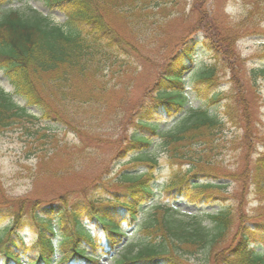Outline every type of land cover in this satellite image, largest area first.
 I'll return each instance as SVG.
<instances>
[{"label": "trees", "instance_id": "obj_1", "mask_svg": "<svg viewBox=\"0 0 264 264\" xmlns=\"http://www.w3.org/2000/svg\"><path fill=\"white\" fill-rule=\"evenodd\" d=\"M15 1L21 0H0V68L13 87V93L26 105L16 104L10 94L0 88V130L22 116L38 120L27 113L28 107L39 110L42 119L56 122V118L50 117L51 102L48 101L51 99L66 102L69 110L74 111L71 115L74 118L80 114L84 116L81 107L99 99L100 88L92 86L88 93L81 94L80 88L72 83V77L80 78L88 85L106 61L131 48L123 35L107 22L106 0H44L65 16L64 26L55 25L42 15L27 18L17 10H4ZM127 1L132 6L138 3L135 10L140 6L143 11L151 6V9L177 6L181 0ZM192 9L200 11L195 5ZM194 29L201 35L183 38L142 102L130 110L129 118L134 121L135 131L131 135L125 133L114 142L115 158L122 170L104 187L112 197L103 198L104 192L97 196L93 194L92 199L75 203L79 205L75 208L67 207L64 199L44 203L23 198L4 203L5 206L0 208V221L11 218L3 229L4 234L0 235L3 264H23L20 256L28 252H31L33 264H52L57 261V255L61 256L57 264H99L102 257L112 256L126 240L124 228H133L143 209L155 198L160 168L156 151L159 147L171 160L190 165L186 175H175L166 185L164 191L168 198L172 201L183 199L197 206L218 200L215 191L225 189L227 185L201 182L204 174L211 176L210 162L203 161L207 153L215 150L211 143L227 124L243 130L246 135L247 128L241 127L243 119L244 127L248 120L243 96L246 89L236 82L228 95L223 94L217 90L222 83L215 64L194 68L196 55L219 61L223 54L220 46L229 48L230 43L217 38L212 31L209 34L200 23H195ZM190 70L192 73L185 76ZM88 74L92 77L86 79ZM232 75L234 77L235 73ZM246 77L251 90L257 80L264 79V65L250 69ZM189 89L201 101L199 106L195 107L189 101ZM222 101H226L224 117H219L211 109ZM102 106L101 103L100 108ZM239 106L243 108L242 115L235 112ZM125 114L122 117L115 114L121 130ZM59 119L70 129L77 124L69 119ZM78 134L81 140H101L97 135L90 137L79 131ZM102 143L109 144L107 140ZM198 145L205 146V155L196 152L194 147ZM256 155L253 169L249 171L245 167L238 176L243 178L242 188L252 193L258 206L251 217V226L238 233L233 247L224 252H212L232 226L231 211L220 208L212 215H183L171 206H157L143 219V228L140 227L146 242L116 259L117 264H183L178 253L190 248H208L214 264H264V223L258 222L264 220V147L262 153ZM123 158H127L126 161ZM225 177L240 182L231 175ZM104 199L106 201H102ZM27 214L36 223V239L28 249L19 228H12L17 227L19 220ZM201 217L211 226L204 225ZM85 219L95 223V235L86 230ZM9 233L10 236L4 238ZM155 240L159 242L158 246L153 242Z\"/></svg>", "mask_w": 264, "mask_h": 264}, {"label": "rangeland", "instance_id": "obj_2", "mask_svg": "<svg viewBox=\"0 0 264 264\" xmlns=\"http://www.w3.org/2000/svg\"><path fill=\"white\" fill-rule=\"evenodd\" d=\"M137 5L135 3L132 6L127 0H106L105 6L109 12L106 14L107 22L123 35L131 48L121 56L106 61L98 76L91 78L93 80L88 85V82L72 77V83L80 88L81 94L88 93L92 86L100 88L99 99L81 107L80 112L84 116L80 114L74 118L71 116L74 111L69 110L66 102L58 103L51 99L48 101L51 102L50 117L56 118V122L42 119L41 112L35 108H26L27 113L35 115L38 120L22 116L15 122L12 121L11 126L0 130V203H3L0 208L5 206L4 203L23 198L44 203L64 199L67 207L71 205L75 208L79 206L75 203L92 199L93 194L97 196L104 192L103 198L112 197L104 191V187L122 170L115 158L114 142L125 133L131 135L136 129L134 121L129 118L130 110L142 102L148 88L158 79L165 63L178 49L183 38H192L197 33L201 35V32L194 29L195 23H200L209 34L212 31L214 36L230 43L229 48L220 46L223 54L219 61L196 55L194 68L215 64L222 83L217 86V90L223 94L228 95L236 82L246 89L243 96L248 120L246 127L245 119L241 125L242 128H247L246 135L243 130L227 124L211 143L215 150L207 153L203 161L210 162L211 176L204 174L200 181L227 186L215 191L218 200L208 205L197 206L183 199L172 201L164 188L166 190V185L175 175H186L190 165L185 161L171 160L163 148L159 147L156 151L160 168L157 172L155 198L143 209L133 228H124L127 236L125 242L115 249L112 256L102 257L99 264H117L116 259L123 254L140 248L146 242L143 230L140 229L143 228L142 221L157 206H171L183 215H212L220 208L231 211L232 226L222 242L212 249L215 253L224 252L233 247L239 232H244V228L251 226V217L258 206L252 193L242 188L243 178L238 176V172L245 167L252 170L258 157L256 153H262L264 147V79L257 80L250 90L246 77L247 71L264 65V0H198V3L195 0H181L177 6H162L159 9H151V6L143 11L140 6L135 10ZM193 5L200 11L193 10ZM6 9L17 10L27 18L34 14L42 15L59 26H64L66 21L63 14L49 7L44 0L15 1L5 6L4 10ZM191 73V70L187 71L185 76ZM232 73H235L234 77H231ZM87 77L89 79L92 75L88 74ZM4 84L11 87L0 68L1 89ZM7 94L19 105V98L13 93V89ZM188 95L193 106L201 104L190 89ZM225 102L212 106L211 112L224 117ZM101 103L103 108H100ZM124 112L126 114L121 130L115 114L122 117ZM235 112L242 115L243 108L239 106ZM55 114L61 119L75 121L77 124L74 129L67 127ZM78 131L90 137L97 135L101 140H81ZM104 140L109 144H103ZM194 148L201 156L205 155V146L198 145ZM126 159L123 158V161ZM229 175L240 182L227 180L225 176ZM213 177H216L215 180ZM10 218L0 221V235L4 234L3 229L9 224ZM201 218L204 225L211 226L208 220ZM258 222L264 223V220ZM35 224L27 214L19 220L17 227H12L19 228L27 249L31 248L36 239ZM84 225L86 230L96 234L95 223L85 219ZM8 236L10 233L5 234L4 238ZM153 242L159 245L158 241ZM257 250L261 251L259 247ZM30 255L31 252H28L25 256H20L23 264H33ZM178 255L183 264H214L208 248L185 249ZM1 258L0 264H3ZM60 258L57 255L56 260ZM56 262L53 264H57Z\"/></svg>", "mask_w": 264, "mask_h": 264}, {"label": "water", "instance_id": "obj_3", "mask_svg": "<svg viewBox=\"0 0 264 264\" xmlns=\"http://www.w3.org/2000/svg\"><path fill=\"white\" fill-rule=\"evenodd\" d=\"M4 89H5L6 92H10L12 90V88L10 86H8V85L7 86L4 85ZM19 100H20L21 105L25 104V102L22 99H19Z\"/></svg>", "mask_w": 264, "mask_h": 264}]
</instances>
